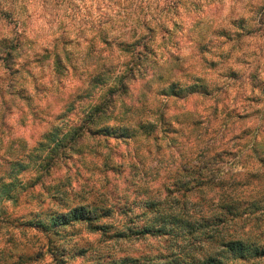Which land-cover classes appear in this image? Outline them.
Listing matches in <instances>:
<instances>
[{"label":"clouds","instance_id":"obj_1","mask_svg":"<svg viewBox=\"0 0 264 264\" xmlns=\"http://www.w3.org/2000/svg\"><path fill=\"white\" fill-rule=\"evenodd\" d=\"M0 264H264V0H0Z\"/></svg>","mask_w":264,"mask_h":264},{"label":"rangeland","instance_id":"obj_2","mask_svg":"<svg viewBox=\"0 0 264 264\" xmlns=\"http://www.w3.org/2000/svg\"><path fill=\"white\" fill-rule=\"evenodd\" d=\"M18 71V70H17ZM23 90H21V92H22Z\"/></svg>","mask_w":264,"mask_h":264}]
</instances>
